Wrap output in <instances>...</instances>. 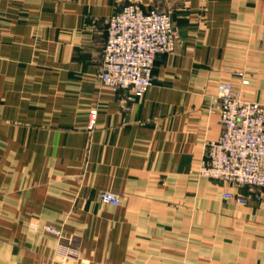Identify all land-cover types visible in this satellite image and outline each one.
<instances>
[{
    "label": "crops",
    "instance_id": "1",
    "mask_svg": "<svg viewBox=\"0 0 264 264\" xmlns=\"http://www.w3.org/2000/svg\"><path fill=\"white\" fill-rule=\"evenodd\" d=\"M131 2L180 35L135 99L98 80ZM221 81L264 105V0H0V264H264V188L200 174Z\"/></svg>",
    "mask_w": 264,
    "mask_h": 264
},
{
    "label": "built area",
    "instance_id": "2",
    "mask_svg": "<svg viewBox=\"0 0 264 264\" xmlns=\"http://www.w3.org/2000/svg\"><path fill=\"white\" fill-rule=\"evenodd\" d=\"M179 41L170 12L156 7L144 9L138 2L124 5L108 21L100 85L115 92L127 90L131 99L142 97L153 84L157 56L173 52ZM240 75L242 83H248ZM212 110L218 112L223 128L217 139L207 143L200 174L223 184L264 188V105L244 99L231 81H221ZM89 114L88 128L93 129L98 110L93 108ZM223 196L247 202L246 197L231 190ZM99 200L115 206L121 203L120 196L109 190L100 191ZM45 229L61 234L50 225ZM63 249L64 257H79L77 247L63 245Z\"/></svg>",
    "mask_w": 264,
    "mask_h": 264
}]
</instances>
